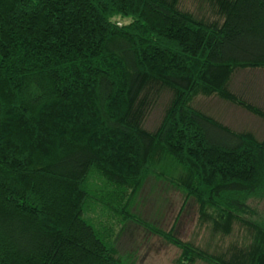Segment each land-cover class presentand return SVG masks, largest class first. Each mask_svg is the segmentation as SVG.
<instances>
[{"label":"trees","instance_id":"obj_1","mask_svg":"<svg viewBox=\"0 0 264 264\" xmlns=\"http://www.w3.org/2000/svg\"><path fill=\"white\" fill-rule=\"evenodd\" d=\"M253 70L264 0H0V264H133L119 254L131 220L179 264H264V219L246 203L264 198V133L194 105L216 97L264 121L231 88ZM151 176L194 199L199 225L237 222L248 243L210 253L141 221L130 208Z\"/></svg>","mask_w":264,"mask_h":264},{"label":"rangeland","instance_id":"obj_2","mask_svg":"<svg viewBox=\"0 0 264 264\" xmlns=\"http://www.w3.org/2000/svg\"><path fill=\"white\" fill-rule=\"evenodd\" d=\"M180 4L182 9L197 12L202 0H180ZM233 82L231 83L233 91L242 92L247 101L264 108V70L238 72L234 75ZM245 82L249 86L247 89H244ZM166 99L167 95L162 96L149 110L144 120L146 128L151 129L157 123ZM194 100L196 107L228 126L236 130H250L256 137H262L263 120L216 97L198 96ZM93 176L90 175L89 181L94 180ZM134 195L130 209L141 221L163 231L172 228L174 236L210 253H222L226 256L233 247H242L249 241L248 231L237 222L232 224L227 235L211 233L208 222L199 225L194 199L188 197L184 200L183 194L166 181L151 176ZM246 203L257 213L250 219H264V198H249ZM106 221L112 225L113 232L121 227L120 222H115L116 219ZM121 232L123 241L120 244L123 245H120L119 254L128 257L133 264H179L177 262L179 250L158 235L148 232L139 223L132 220L124 221ZM194 264L205 263L197 260Z\"/></svg>","mask_w":264,"mask_h":264}]
</instances>
